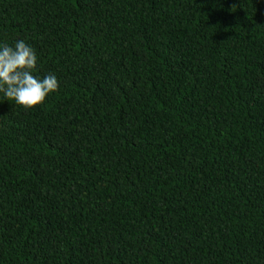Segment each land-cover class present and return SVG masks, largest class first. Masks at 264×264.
I'll return each mask as SVG.
<instances>
[{
	"label": "trees",
	"instance_id": "trees-1",
	"mask_svg": "<svg viewBox=\"0 0 264 264\" xmlns=\"http://www.w3.org/2000/svg\"><path fill=\"white\" fill-rule=\"evenodd\" d=\"M59 87L0 93V264H264V0H0Z\"/></svg>",
	"mask_w": 264,
	"mask_h": 264
},
{
	"label": "clouds",
	"instance_id": "clouds-1",
	"mask_svg": "<svg viewBox=\"0 0 264 264\" xmlns=\"http://www.w3.org/2000/svg\"><path fill=\"white\" fill-rule=\"evenodd\" d=\"M37 63L35 49L23 40L16 41L14 46L0 45V93L6 100L31 109L58 90L55 75L38 78L33 74Z\"/></svg>",
	"mask_w": 264,
	"mask_h": 264
}]
</instances>
